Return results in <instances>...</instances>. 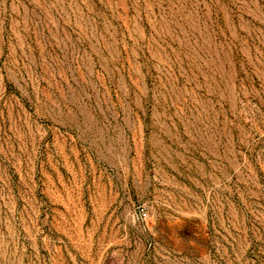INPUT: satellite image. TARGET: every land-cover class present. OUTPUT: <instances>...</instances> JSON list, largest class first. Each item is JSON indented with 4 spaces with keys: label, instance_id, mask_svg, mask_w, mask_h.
<instances>
[{
    "label": "rangeland",
    "instance_id": "rangeland-1",
    "mask_svg": "<svg viewBox=\"0 0 264 264\" xmlns=\"http://www.w3.org/2000/svg\"><path fill=\"white\" fill-rule=\"evenodd\" d=\"M0 264H264V0H0Z\"/></svg>",
    "mask_w": 264,
    "mask_h": 264
}]
</instances>
